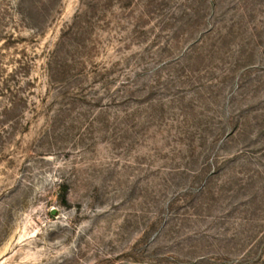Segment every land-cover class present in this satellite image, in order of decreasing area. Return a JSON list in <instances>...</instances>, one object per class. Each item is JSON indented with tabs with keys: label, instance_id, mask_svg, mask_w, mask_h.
Wrapping results in <instances>:
<instances>
[{
	"label": "rangeland",
	"instance_id": "rangeland-1",
	"mask_svg": "<svg viewBox=\"0 0 264 264\" xmlns=\"http://www.w3.org/2000/svg\"><path fill=\"white\" fill-rule=\"evenodd\" d=\"M0 264H264V0H0Z\"/></svg>",
	"mask_w": 264,
	"mask_h": 264
}]
</instances>
